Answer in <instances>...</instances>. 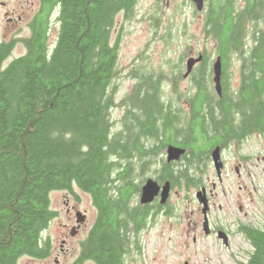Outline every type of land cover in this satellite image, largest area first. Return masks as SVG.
<instances>
[{
  "label": "trees",
  "instance_id": "trees-1",
  "mask_svg": "<svg viewBox=\"0 0 264 264\" xmlns=\"http://www.w3.org/2000/svg\"><path fill=\"white\" fill-rule=\"evenodd\" d=\"M138 1L40 0L22 38L24 53L4 66L16 39L0 41V264L50 254L51 241L42 236L57 216L50 193L74 187L90 195L96 217L72 264H129L130 248L152 217L151 206L134 199L147 158L168 144L187 149L183 164L164 161L158 173L172 185L199 186L216 144L264 132V0H206L199 11L203 35L224 66L231 54L241 57L237 91L222 86L218 96L204 63L191 72L194 89L180 92L181 56L170 75L133 70L131 91L117 100L112 31L117 15L129 19ZM204 53L209 59L206 47ZM166 80L173 96L164 98ZM183 95L188 106H180ZM123 102L125 137L112 115ZM243 227L251 249L239 264H264V228Z\"/></svg>",
  "mask_w": 264,
  "mask_h": 264
},
{
  "label": "rangeland",
  "instance_id": "rangeland-1",
  "mask_svg": "<svg viewBox=\"0 0 264 264\" xmlns=\"http://www.w3.org/2000/svg\"><path fill=\"white\" fill-rule=\"evenodd\" d=\"M4 1V5L1 3ZM32 0H0V41L16 39L10 55L4 60L7 65L13 58L25 51L22 38L29 35L28 22L37 5ZM23 5L24 7H20ZM18 9L15 12V9ZM22 10L25 12H22ZM11 12V13H10ZM18 14L23 16L17 23L8 20ZM185 22V25H183ZM203 17L195 11L190 0H139L134 13L129 19L118 14L112 31V41L117 39L119 46L118 68L119 76L115 78L116 99L120 100L131 90L135 77L130 76L133 70L144 72H163L172 74L173 66L181 60V73L188 55H196L201 47H206L211 55H215V42L203 35ZM57 34V22L53 17L48 34L52 46ZM249 41V40H248ZM234 60V59H233ZM230 76L232 87L238 84L236 61H231ZM174 69V68H173ZM192 88L190 80L181 77L178 89L184 93ZM171 84L165 81V93L173 96ZM167 93V94H166ZM180 106L185 102L184 95ZM121 107L114 108L112 115L115 130L119 127L118 120ZM264 133V132H263ZM250 134L246 149L252 154L253 162L248 170L236 173L235 165L226 168L219 186L209 196L208 220L211 228H223L229 231V241L225 245L217 232L205 234L202 226L203 214L201 204L195 193L206 186L207 191L212 182H217L213 166L210 164L201 177L199 186L178 184L171 188L168 197L167 210L152 215L146 228L135 239V246L130 248L129 264H239L247 258L251 249L247 239L237 231V224L264 228V164L258 155L264 153V134ZM252 135V136H251ZM233 151L225 152V158L230 164ZM161 154L159 155V157ZM157 157V156H152ZM180 165V163H177ZM148 159L145 170L138 180L158 174ZM140 182V183H143ZM79 196L78 208L86 214L88 225L75 238H69L61 252L63 225L74 222V213H66L63 203V190L50 193V206L57 211L48 227L43 230V238L51 241V251L46 258L31 256L20 257L16 264H72L79 253L80 240L84 239L89 227L96 217V208L90 195L74 187ZM134 199L137 200L135 197ZM242 205V210L239 209ZM85 264H94L91 261Z\"/></svg>",
  "mask_w": 264,
  "mask_h": 264
},
{
  "label": "flooded vegetation",
  "instance_id": "flooded-vegetation-1",
  "mask_svg": "<svg viewBox=\"0 0 264 264\" xmlns=\"http://www.w3.org/2000/svg\"><path fill=\"white\" fill-rule=\"evenodd\" d=\"M1 3L4 5L5 3H4V1H1ZM32 4H36L38 7H37V10L33 13V15H32V18L36 15V13L38 12V10L40 9V0H32V2H31ZM194 5V4H193ZM20 7H24L23 5H20ZM195 8V7H194ZM18 9L16 8L14 11H11L12 13L13 12H15V11H17ZM10 12V13H11ZM22 12H24L23 10H22ZM25 13V12H24ZM122 17H123V14H122ZM22 18H23V16L21 15V14H18L17 16H15V17H9L8 16V20L9 21H13V23H17V22H20L21 20H22ZM32 18H31V20H32ZM124 18V17H123ZM30 20V21H31ZM30 21L28 22V29H29V32H30V27H29V23H30ZM250 38V37H249ZM5 41H9V40H5ZM204 51H205V48L204 47H201L198 51H197V53H196V55L195 56H197L200 52L203 54V56H202V59L200 60V61H198V62H196L195 64H194V66H193V68H192V70H194L196 67H199V66H201V65H203L204 63H205V65L206 66H209L210 67V69H211V83H212V86H213V88H214V84H213V81H212V76H213V74H212V65H213V62H214V59L216 58V56L218 55V54H215V55H211L210 56V58L209 59H206L205 60V53H204ZM190 56H194V55H188L187 57H186V59L188 58V57H190ZM236 61V68H237V70H238V72H237V74H238V84H237V86H234V87H232V85H231V76H230V64L232 63L231 61H234V60ZM221 63H222V75H221V84H222V86H225L227 89H231V90H234V91H237V89H239V86H240V76H241V71H240V68H241V57L238 55V54H231L230 55V58H229V63H227L225 66H224V63H223V60L221 59ZM184 67H185V63H184ZM192 70L190 71V73L186 76V77H183V73L185 72V69H184V72H182V77L184 78V79H188V80H190V84H191V86H192V89H194V85H193V83H192V75H191V72H192ZM132 89V88H131ZM131 91V90H130ZM129 91V92H130ZM125 97V96H124ZM123 97V98H124ZM122 98V99H123ZM187 106H188V103H187V101H186V99H185V102H184ZM128 113V111H127V108L125 107V105H124V102H123V106L121 107V113H120V116H119V120H118V125H119V128L122 130V136L123 137H125V135H126V129H127V126H126V123H125V116H126V114ZM121 119H122V121H121ZM238 120V118H235V121H237ZM253 134V133H252ZM263 135L264 133H259L258 135ZM250 135H247V136H245V137H242V138H236V137H234V138H232L231 140H229V141H227L226 143H223V144H216L215 146H219L220 147V161H221V167H220V174H218L217 173V171L215 170V168H214V165H213V162H212V159H211V151H212V149H211V151H210V155H209V160H208V162H207V165H206V169L209 167V165L211 164L212 166H213V168H214V170H215V174H216V177H217V182H212V184H211V187L208 189V191H207V188H206V186H203V184L201 185V188H204L205 189V194H206V197H207V200H208V202H209V196H207V194H212L213 192H214V190H216L217 189V187L219 186V184H220V182L222 181V177H223V174H224V172H225V170H226V168L228 167V168H230V166L232 165V164H234L235 165V167H234V170L236 171V173H242V169L243 170H248L249 169V167H251V163L253 162V156H252V154L248 151V149H246L245 147H246V145L248 144V140H249V137ZM252 136V135H251ZM144 138V137H143ZM142 138V139H143ZM141 139V138H140ZM142 139H141V142H142ZM143 141H144V143L146 144V145H148V146H151V145H153L154 144V142H153V139H152V137H145L144 139H143ZM176 146H178V145H176ZM214 146V147H215ZM167 147V146H166ZM166 147H165V149L164 150H162L161 151V156L159 157V156H157V157H149V158H147L146 160L148 161V159L150 160V161H152V163H153V165L155 166V167H157V168H159V170L160 169H163L164 168V164L163 163H165L166 162V164H170L171 165V163H175V164H177V163H180V164H183L185 161H184V158L181 156L178 160H174V161H167V159H166ZM179 147H181V146H179ZM183 148V147H182ZM185 149V148H184ZM228 150H231V151H233V153H232V155L230 156V159H231V161H230V164H229V162H227V160H226V158H225V152L226 151H228ZM187 151V149H185V152ZM185 154V153H184ZM183 154V155H184ZM258 158V160L259 159H262V160H264V153L262 154H260V155H258L257 156ZM165 161V162H164ZM141 163H142V159L140 158V157H138L137 159H136V166L137 167H139L140 165H141ZM263 164H264V161H263ZM157 176H160V178H161V180H157L156 179V177ZM153 179H155L156 181H157V183L160 185V186H162L163 185V183L165 182V181H167V180H169V179H167V178H164V174L163 175H160V173H158L157 175H155V177L153 178ZM145 181V180H144ZM170 181V180H169ZM143 182V181H142ZM144 183V182H143ZM143 183H141V186H142V184ZM171 183V182H170ZM141 186H140V189H141ZM174 186H176V185H172L171 184V188H173ZM200 188V189H201ZM63 196H64V201H63V203H64V205H65V208H66V213H68L69 215L71 214V213H74V222H73V220H72V222L69 224V223H65L64 225H63V237L61 238V248H60V251L63 253V252H65V251H68L69 249H67V248H64V244H68L69 242H68V240H69V238L71 237V238H75V237H77V236H79V234L81 233V232H83L84 230H85V228H86V226L88 225V219H87V216H86V214H84L83 212H81L80 210H79V208H78V200H79V196H78V194L75 192V190H72V192L70 191H66V190H63ZM170 192H171V190H170ZM170 195V194H169ZM139 197H140V190H139V192H138V194H137V202L139 203V204H141L140 202H139ZM167 202H168V200H167ZM165 203V204H160L159 203V195L158 196H156L154 199H153V201H151L150 203H147V204H143V205H150L151 207H150V210H151V212L149 213L150 214V216H152L153 214H155V213H157V212H159L160 211V213H162V212H164L165 210H167V207H168V203ZM208 205H209V203H208ZM239 209H241L242 210V205H239ZM77 213H82V214H84L85 215V218H84V220L83 221H80V222H77V219H76V214ZM208 214V213H207ZM202 224H203V222H202ZM208 224H209V227H210V233H212L213 232V230H215L216 232H217V235H218V237H219V233H222L223 234V236H224V241H223V239H222V237H220L221 239H222V241H223V243L225 244V245H227L228 244V241H229V231L228 230H226V229H223V228H216V229H214V228H211V225H210V223H209V220H208ZM245 224H237L236 225V227H237V231L239 232V233H241L243 236H244V234H243V226H244ZM91 227V226H90ZM90 227H89V229H90ZM89 229H88V231H89ZM88 231H87V233H88ZM209 233V234H210ZM87 235V234H86ZM86 237V236H85ZM245 237V236H244ZM246 238V237H245ZM247 239V238H246ZM83 239H81L80 240V244H81V241H82ZM248 241V240H247ZM249 242V241H248ZM79 244V253H80V245ZM79 253H78V255L76 256V258H75V260L78 258V256H79ZM87 261H91V262H93L92 260H87ZM87 261H85V262H87ZM85 262L83 263V264H85ZM94 263V262H93ZM95 264V263H94Z\"/></svg>",
  "mask_w": 264,
  "mask_h": 264
},
{
  "label": "water",
  "instance_id": "water-1",
  "mask_svg": "<svg viewBox=\"0 0 264 264\" xmlns=\"http://www.w3.org/2000/svg\"><path fill=\"white\" fill-rule=\"evenodd\" d=\"M197 11H202L205 6L206 0H190ZM203 54L200 52L197 56H190L185 61V72L183 77H186L192 70L194 64L202 59ZM212 81L214 84V90L218 96H221L222 84H221V75H222V63L221 56L217 55L214 59L212 65ZM185 153V149L174 144H168L166 147V159L167 161L178 160ZM211 159L214 165L215 170L220 174V147L215 146L211 151ZM171 189V183L169 180L165 181L162 186H160L155 179L148 177L145 179L144 183L140 189L139 202L141 204H147L153 201V199L159 195V203L165 204L168 200ZM197 201L201 204V212L203 214V230L205 234L210 232V227L208 224V200L205 194V189L201 188L196 193ZM85 215L82 213L76 214L77 222L83 221ZM219 237H222L223 241L224 236L222 233H219ZM184 264H188L185 262Z\"/></svg>",
  "mask_w": 264,
  "mask_h": 264
}]
</instances>
